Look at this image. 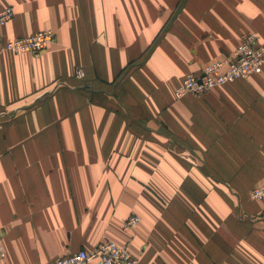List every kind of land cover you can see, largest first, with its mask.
I'll list each match as a JSON object with an SVG mask.
<instances>
[{"label":"crops","instance_id":"1","mask_svg":"<svg viewBox=\"0 0 264 264\" xmlns=\"http://www.w3.org/2000/svg\"><path fill=\"white\" fill-rule=\"evenodd\" d=\"M0 264L106 241L138 264H264V66L189 73L264 41V0H0ZM52 29L38 54L2 50ZM81 72V76H77ZM140 223L125 229L131 215Z\"/></svg>","mask_w":264,"mask_h":264},{"label":"built area","instance_id":"2","mask_svg":"<svg viewBox=\"0 0 264 264\" xmlns=\"http://www.w3.org/2000/svg\"><path fill=\"white\" fill-rule=\"evenodd\" d=\"M13 16V7L0 9V27L6 25ZM55 37V31L44 29L9 40L2 50L38 54L46 49ZM258 38L256 32L244 34L241 43L232 52L205 65L199 73L187 74L176 88L175 95L181 97L185 94H202L238 79L261 73L264 66V41ZM77 76H81V72H77ZM251 197L264 202V182L251 190ZM140 221L139 215H131L125 221L124 228L131 229ZM5 256L4 234L0 231V261ZM52 264H138V258L128 247L116 241H106L90 250L80 249L63 255Z\"/></svg>","mask_w":264,"mask_h":264},{"label":"bare ground","instance_id":"3","mask_svg":"<svg viewBox=\"0 0 264 264\" xmlns=\"http://www.w3.org/2000/svg\"><path fill=\"white\" fill-rule=\"evenodd\" d=\"M7 51V50H6Z\"/></svg>","mask_w":264,"mask_h":264}]
</instances>
